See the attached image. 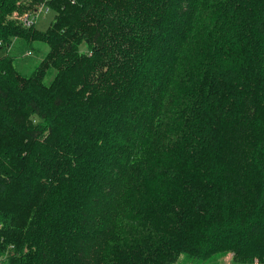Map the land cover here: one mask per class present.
Wrapping results in <instances>:
<instances>
[{
    "label": "trees",
    "instance_id": "16d2710c",
    "mask_svg": "<svg viewBox=\"0 0 264 264\" xmlns=\"http://www.w3.org/2000/svg\"><path fill=\"white\" fill-rule=\"evenodd\" d=\"M15 37L50 48L0 56V263L264 264V0H0Z\"/></svg>",
    "mask_w": 264,
    "mask_h": 264
},
{
    "label": "rangeland",
    "instance_id": "374dc122",
    "mask_svg": "<svg viewBox=\"0 0 264 264\" xmlns=\"http://www.w3.org/2000/svg\"><path fill=\"white\" fill-rule=\"evenodd\" d=\"M38 11V16L34 18V26L38 29L45 31L51 21L54 19L56 12L50 9L46 4H41L37 8L33 9ZM19 11V12H18ZM29 10H22L20 7H15L14 10L11 11L7 15V18L12 21H17V19H12L11 17L14 13H26ZM10 46H5L0 48V56L3 54H9L14 57L15 65L17 68L23 72L24 74H31V71L42 61L45 57L46 53L49 51V44L40 40H32L28 42L22 37H15L11 39ZM233 254H227L220 256L217 260L209 261V264H236L233 261ZM2 261V259L0 260ZM190 264V259L182 260L175 262L174 264ZM0 264H6L5 258H3V262ZM208 264V263H207ZM238 264V263H237ZM248 264H260L258 261L254 263Z\"/></svg>",
    "mask_w": 264,
    "mask_h": 264
},
{
    "label": "built area",
    "instance_id": "2783aa9c",
    "mask_svg": "<svg viewBox=\"0 0 264 264\" xmlns=\"http://www.w3.org/2000/svg\"><path fill=\"white\" fill-rule=\"evenodd\" d=\"M19 12V11H18ZM14 13V15L11 17L12 19H17L19 23H21L25 27H30L34 24V18L38 16L37 10H29V12L26 13Z\"/></svg>",
    "mask_w": 264,
    "mask_h": 264
}]
</instances>
